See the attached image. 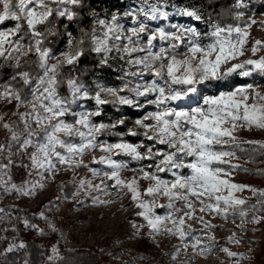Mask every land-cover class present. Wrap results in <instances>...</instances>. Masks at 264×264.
I'll list each match as a JSON object with an SVG mask.
<instances>
[{
    "label": "snow or ice",
    "instance_id": "snow-or-ice-1",
    "mask_svg": "<svg viewBox=\"0 0 264 264\" xmlns=\"http://www.w3.org/2000/svg\"><path fill=\"white\" fill-rule=\"evenodd\" d=\"M257 3L264 0H0V264H33L21 226L40 238L57 232L44 211L33 217L48 231L26 216L5 227L21 210L3 202L33 197L66 173L75 188L62 181L64 199L81 207L127 200L129 238L146 239L167 264L250 259L221 244L240 246L238 232L264 223V189L234 182L239 172L264 176L238 163L264 157V140L237 135L264 131V82L255 80L264 81V41L250 40L253 25L264 28ZM249 52L257 58L244 59ZM113 74L118 82L105 79ZM236 76L252 82L219 90ZM107 107L121 114L105 121ZM124 109L142 115L129 122ZM244 191L255 202L237 195ZM217 219L235 225L226 240L215 235L225 230ZM164 240L175 241L168 251ZM38 252L40 264H69L58 241ZM137 259L147 257L125 264Z\"/></svg>",
    "mask_w": 264,
    "mask_h": 264
},
{
    "label": "rangeland",
    "instance_id": "rangeland-1",
    "mask_svg": "<svg viewBox=\"0 0 264 264\" xmlns=\"http://www.w3.org/2000/svg\"><path fill=\"white\" fill-rule=\"evenodd\" d=\"M128 0L126 3H129ZM125 3V4H126ZM264 4L259 6L258 4L254 6L255 19L259 21H264V10L261 9ZM248 17H245L247 19ZM175 19V18H174ZM183 22H192V21H183ZM202 27V26H201ZM264 41V28H261V25L257 23L253 25L251 29V42L255 40ZM251 43L249 44V48ZM264 55V52L257 54V57ZM252 57L249 52L244 59L247 58H257ZM115 72V66L113 68V73ZM109 82H118L116 75H111L106 78ZM257 82H264L259 76L255 77ZM240 81H244L241 84L251 83L252 78H241L233 77L228 81L224 82L219 86V90L227 91L231 88L237 86ZM217 91L216 86H209L205 89L206 93H212ZM134 111V110H133ZM138 116L142 113L137 112ZM128 118L129 122L134 120ZM124 131L123 129H120ZM3 134L0 133V136ZM244 140H264V131L253 129L251 131L247 129H241L238 133ZM114 139V138H109ZM136 141V138H129ZM93 155L99 157L103 153L97 150ZM91 160V156L85 157V163H88ZM242 165L244 163L243 159L238 161ZM86 169L81 170V175L86 173ZM124 176H131L132 173L124 172ZM254 177H249L247 172H239L234 176V182L240 184L251 185L256 180ZM71 179V173L61 174L57 177L56 182L48 183L46 187L42 190H39L36 195L30 198L17 199L15 197L7 199L3 202L4 205L12 206L16 205L21 210L20 215L13 216L10 221H8L4 226L11 227L12 225L17 224L20 216H26L31 219L34 223L39 224L40 227L45 228L46 231L47 225L44 221H40L28 217V215H33L34 213H39L44 211L46 216H48L49 221L55 225L57 232L49 233L46 238L37 237L35 233H26L22 226L19 236L23 239H33L37 242L38 245H49L51 243L59 242L61 248L63 249H88L91 252L98 253L102 249L106 250V256L100 254L99 262H102V258L105 259L107 264H125V261L131 260L134 256H145L146 260L137 259L135 264H167V259L162 257L161 250L156 249L152 246L150 242L145 240H132L129 238L132 231L131 225L128 223L129 218H134L132 216L133 208L128 207L127 211H124L120 208V204L123 203L127 205V200L117 201L115 204H110L102 207H81L78 204L74 203L71 198L64 199V192L61 191L59 185L63 181L66 183V191H72L75 188V185L67 184V181ZM95 195V193H93ZM241 198L249 199L251 198V192L244 191L242 193H237ZM60 197V200L56 202V198ZM84 193H81L77 199H83ZM102 199H111V197H102ZM56 202L55 207L46 208L45 205H48L49 202ZM199 214V213H198ZM207 218V217H206ZM193 224L194 227L198 225L194 221H189ZM213 223L223 224L224 231H217L215 235L221 241L226 240L229 235H231L230 230H235V225L229 223H223V221L217 219ZM238 223V221H237ZM248 231L246 233H239L238 238L241 239L242 243L240 246H230L222 243V247H231L232 251L244 253L250 257V259L243 262V264H263L262 257L264 255V223L260 225H248ZM256 228L258 230L254 231ZM146 231V230H145ZM238 231V230H237ZM11 238V234L9 236ZM6 242L0 241V248L4 246ZM175 243L173 240H164L162 244V250L168 251L171 249L172 245ZM190 252V250H189ZM118 253L123 254V259L115 260L112 257ZM131 253V255H129ZM183 253H181V260L183 259ZM177 264H180L177 261ZM195 264H233V261L228 259L223 254H217L215 256H210L208 258H198Z\"/></svg>",
    "mask_w": 264,
    "mask_h": 264
},
{
    "label": "trees",
    "instance_id": "trees-1",
    "mask_svg": "<svg viewBox=\"0 0 264 264\" xmlns=\"http://www.w3.org/2000/svg\"><path fill=\"white\" fill-rule=\"evenodd\" d=\"M128 0H122V3H126ZM259 6H261L260 3H257ZM256 4V5H257ZM264 10V6L261 8ZM111 76V75H110ZM110 76H105V79L110 77ZM244 81H240L239 83H237L238 85H240L241 83H243ZM123 113L130 119L133 118H137L138 114L136 111L130 110V109H124ZM121 113L116 112L113 108L111 107H107L105 109V116L104 119L105 121H109L111 119H115L116 117H118ZM123 129V128H121ZM125 130V129H123ZM244 163H242V165L244 167L250 168V169H255V168H262L264 169V157H260L259 158V162L258 163H245V160L243 159ZM249 174V177H254V180H256V182H254L252 185L254 187H257L259 189H264V176H258L256 175L254 172H247ZM252 197V196H251ZM249 202H255L254 198H249ZM28 217L33 218V215H28ZM22 238V237H20ZM23 239V238H22ZM25 241H27L30 245V251L32 252V260H33V264H40V256H39V252L38 249L40 247V245L37 244V242L33 239L29 240V239H25ZM61 252L63 255H66L68 257V261L69 264H107L105 262V259L102 258V262H99V257L100 254L103 256H106V250L102 249L101 251H99L98 253H94L91 252L88 249H63L61 248ZM263 260V264H264V255L262 257Z\"/></svg>",
    "mask_w": 264,
    "mask_h": 264
}]
</instances>
